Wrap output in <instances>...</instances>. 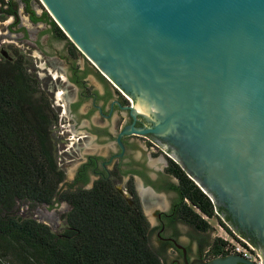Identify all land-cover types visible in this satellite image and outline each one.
<instances>
[{
  "label": "water",
  "instance_id": "95a60500",
  "mask_svg": "<svg viewBox=\"0 0 264 264\" xmlns=\"http://www.w3.org/2000/svg\"><path fill=\"white\" fill-rule=\"evenodd\" d=\"M38 1L264 264V0Z\"/></svg>",
  "mask_w": 264,
  "mask_h": 264
},
{
  "label": "trees",
  "instance_id": "16d2710c",
  "mask_svg": "<svg viewBox=\"0 0 264 264\" xmlns=\"http://www.w3.org/2000/svg\"><path fill=\"white\" fill-rule=\"evenodd\" d=\"M54 121L21 58L0 61V264H161L148 245V222L132 189L130 202L104 179L89 189H61L64 173L50 136ZM168 171L189 204L182 202V221L206 229L197 212L214 217L212 204L176 164ZM19 202L29 208L66 204L64 228L55 235L33 219L13 216ZM208 252L209 258L229 255L222 240L212 241Z\"/></svg>",
  "mask_w": 264,
  "mask_h": 264
},
{
  "label": "flooded vegetation",
  "instance_id": "af4514ba",
  "mask_svg": "<svg viewBox=\"0 0 264 264\" xmlns=\"http://www.w3.org/2000/svg\"><path fill=\"white\" fill-rule=\"evenodd\" d=\"M44 13L36 12L30 0H0V19L6 24V37L29 45L28 74L34 79L49 80V88L42 94L55 116L50 135L56 131L62 144L61 154L71 158L67 163L72 161V153H80L68 188L89 189L95 181L104 179L128 202L132 189L145 218L144 206L151 208L152 221L146 220L149 236L155 239L153 251L161 264L211 259L208 229L195 230L180 216L186 201H181L177 179L168 171L174 163L171 157L145 136L128 134L127 127L132 124L127 109L130 103ZM20 14L26 18V24L20 21ZM55 43L61 46L56 48ZM37 88L43 91L42 87ZM156 155L160 158L153 164ZM61 166L60 162L58 167ZM119 182L128 199L115 188Z\"/></svg>",
  "mask_w": 264,
  "mask_h": 264
},
{
  "label": "rangeland",
  "instance_id": "374dc122",
  "mask_svg": "<svg viewBox=\"0 0 264 264\" xmlns=\"http://www.w3.org/2000/svg\"><path fill=\"white\" fill-rule=\"evenodd\" d=\"M30 1H31V7L36 12H39L40 10H42V12H45L44 8L42 7V5L40 4V2L38 0H30ZM19 11H20V8H19ZM48 17H49V15H48ZM20 21L22 23L26 24V18L23 17L21 14H20ZM6 34H7L6 24L1 23V19H0V59L12 61L14 58L20 57L21 61L23 63V67H25V73L33 81L36 89L39 90L37 87H42L43 91L39 90V92H41L43 94L46 93V89L49 88L48 87L49 86V80L46 78H39V79L35 78L34 79L28 74V68L31 65V61H30L31 58H28L26 56V54L29 53V51H28L29 45L25 44V42H18L14 39L6 37ZM43 37L46 38V35H43ZM42 46L45 47L44 43L42 44ZM54 46L56 48H59L61 45H59L58 43H55ZM78 57H80V56H78ZM94 85L97 88H99V86L96 83H94ZM115 118H116V114L114 115V119ZM50 136H51L52 143L54 145V155H55L56 161L59 162V164L61 162L63 165L60 168L64 173V181L62 183L61 189L65 190L69 186V182H70V179L72 178L73 170L75 169V167L77 165L78 157H79L80 153L75 150L76 153H72V155H71L72 161L67 163V160L71 159V158L64 157L63 154H61L62 144L59 140V137L57 138L56 131H55V133L53 132V134H51ZM139 140H141V139H139ZM73 149H74V147H73ZM138 154H139V151H138ZM146 154H147V152H146ZM156 156H158V155H156ZM159 158H160L159 156L158 157L154 156L152 158V163L153 164L156 163ZM58 159H59V161H58ZM89 185L87 187H89ZM115 188L117 190L125 193L124 197L128 199L129 196H128L127 192L124 190V185L121 182L116 184ZM185 204L187 206H189V204L187 202H185ZM192 210H194V209H192ZM67 211H68V207L64 203H54L51 207H46V206L42 205V206H36L33 208H29V207H27V204L19 202L15 205V207L12 211V214H13V216L19 217V218L33 219L36 222L47 226L53 234L58 235L62 231V229L64 228L63 216ZM143 212L146 215L147 220H149L151 222L152 221L151 208L144 206ZM195 212H197V211L195 210ZM197 214L199 216H201V218L206 222V224L208 226L207 229L209 231L210 240L211 241H214V240L224 241L226 249L228 251L231 249L230 248L231 242L236 243V242H239V239H242L236 233H234L229 227H227V228L230 230V235L228 233H226L224 231L223 227H220V225L218 224V220H220V219L217 217L215 212H214V217H212V218H206L198 212H197ZM220 221L225 225V223L222 220H220ZM238 237H239V239H238ZM181 240H182V238H181ZM148 245L152 250H154L155 239L153 236L148 237ZM1 262H2V260H1ZM3 264H10V263L6 259L3 261Z\"/></svg>",
  "mask_w": 264,
  "mask_h": 264
},
{
  "label": "built area",
  "instance_id": "2783aa9c",
  "mask_svg": "<svg viewBox=\"0 0 264 264\" xmlns=\"http://www.w3.org/2000/svg\"><path fill=\"white\" fill-rule=\"evenodd\" d=\"M57 165H60L59 162H57ZM230 248L229 254L239 255L242 258L249 260L253 264H262L258 252L246 241L239 239V242H231Z\"/></svg>",
  "mask_w": 264,
  "mask_h": 264
},
{
  "label": "bare ground",
  "instance_id": "6f19581e",
  "mask_svg": "<svg viewBox=\"0 0 264 264\" xmlns=\"http://www.w3.org/2000/svg\"><path fill=\"white\" fill-rule=\"evenodd\" d=\"M59 96H60V95H59V94H57V97H58L57 99H60V98H59Z\"/></svg>",
  "mask_w": 264,
  "mask_h": 264
}]
</instances>
